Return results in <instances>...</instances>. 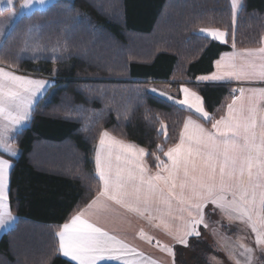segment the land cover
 Listing matches in <instances>:
<instances>
[{"label": "trees", "instance_id": "16d2710c", "mask_svg": "<svg viewBox=\"0 0 264 264\" xmlns=\"http://www.w3.org/2000/svg\"><path fill=\"white\" fill-rule=\"evenodd\" d=\"M239 12L234 20L231 0H55L16 20L0 44V64L56 82L15 136L21 154L9 157L15 165L9 188L18 220L0 236V264H75L58 253L55 233L100 191L94 157L103 131L166 160L157 146L164 152L174 146L187 116L211 126L148 91L151 82L188 83L215 119L225 114L233 86L196 79L233 42L201 30L234 33L235 48L260 46L264 0H243ZM147 163L157 169L153 156ZM209 243L202 233L192 236L177 247V263L209 264Z\"/></svg>", "mask_w": 264, "mask_h": 264}, {"label": "snow or ice", "instance_id": "6c2138e0", "mask_svg": "<svg viewBox=\"0 0 264 264\" xmlns=\"http://www.w3.org/2000/svg\"><path fill=\"white\" fill-rule=\"evenodd\" d=\"M44 0H40L43 3ZM13 0H9L11 6ZM33 0H23L27 7ZM241 0H232L235 10ZM15 15V9H12ZM206 38L227 44L235 35L219 28L201 30ZM66 43V42H65ZM59 41L51 51L59 52ZM33 51L37 46H31ZM258 56L259 59H254ZM216 72L201 76L199 81L233 80L237 82L264 81V47L225 53L215 61ZM49 81L0 66V148L12 157L18 155L15 136L32 118L33 104L38 94L46 91ZM173 102L182 110H194L211 128L188 117L179 134V142L162 152L166 160L147 152L143 147L126 143L104 131L100 135L95 155V174L102 181V190L86 205L92 208L105 201H114L132 211L144 214L150 211L166 212L173 226L162 220L163 226L175 236L180 245L187 246L188 238L200 235L198 228L205 222V207L219 209L229 223L240 222L254 234L255 243L264 250V88L239 87L226 105L227 115L215 119L205 110L204 98L184 84L180 85L183 98L168 92L148 90ZM246 93L249 94L246 96ZM257 93L262 104L257 106ZM164 133V127H161ZM166 134V133H165ZM153 156L157 171L149 169L144 157ZM12 159L0 155V229L14 217L10 207V177L14 171ZM57 251L77 264H99L104 260L123 261V264H145L143 253L116 235L110 234L84 218V209L74 214L55 233ZM243 248V262L232 250L229 257L235 264H253L254 249ZM165 249H172L165 245ZM174 255V252L172 253ZM156 264V262H152Z\"/></svg>", "mask_w": 264, "mask_h": 264}, {"label": "crops", "instance_id": "0c3cea01", "mask_svg": "<svg viewBox=\"0 0 264 264\" xmlns=\"http://www.w3.org/2000/svg\"><path fill=\"white\" fill-rule=\"evenodd\" d=\"M54 1L55 0H53V2ZM51 4H49V5H51ZM231 4H232V0H231ZM241 4H243V0H241ZM232 11H233V7H232ZM233 13H234V11H233ZM238 15L235 14V20L237 19ZM17 18H19V17L15 16L14 18H12L10 20V22L8 23V25L6 26V28L4 29V31H3L4 35L0 37V44L2 43L3 39H5L8 36V32L13 27L15 22H17L16 21ZM261 47H264V38L262 40V44L258 47H254V48H245V47H243V48H232L229 51L222 52L220 54V56L218 58H216V60L220 59L221 56H223L225 53H231L234 51L235 52H241L244 49H257V48H261ZM254 59L258 60L259 57L256 56V57H254ZM0 66H3L8 70L16 72L17 75L23 74V75H27L29 77L35 76L36 78H45L43 76L31 75L29 73H25L22 71L20 72L18 70L13 69V68H8L2 64H0ZM216 71H217V68H216V65L214 62V68L211 72H209L208 74H200L198 77L211 75L213 72H216ZM196 83H202V84L228 83V84L233 86V89H237L239 87L264 88V81H259V80L237 82V81H233V80L199 81L198 79H196ZM181 84L186 85L188 83H178L177 86H180ZM48 90L44 92L45 94L43 93V94L37 95V97L35 98L34 104H33V108H34V105L37 103V101L46 95ZM233 93H235L234 95H236V96L239 95V92H233ZM247 95H249V94L246 93V96ZM261 104H262L261 98H260L259 94L257 93V106H258V108L261 106ZM205 110L207 111L206 106H205ZM226 115H227V110H226L225 114L222 116H226ZM188 117H191L193 120H197L198 122L204 124V126L206 128H211V126H208L201 119L194 118L193 116H187V118ZM187 118H186V120H187ZM107 132H109V131H107ZM109 133L111 136H113L119 140L125 141L126 143H133V144L138 145L139 147H143L144 149L147 150V148L144 147L143 145L141 146L135 142L126 141V140L122 139L121 137L114 135L111 132H109ZM178 142H179V140L177 141V143ZM96 146H97V148L99 147V140H98V143ZM18 150H19L18 155L16 157H18L21 154V149H18ZM147 152H148V150H147ZM4 154H5V157H6V155L11 157L7 153H4ZM95 155H96V151H95ZM16 157H14V158H16ZM147 158H148V155H146L144 157V160L146 161V163H147ZM147 165H148V163H147ZM148 167H149V165H148ZM149 169L151 170L150 167H149ZM156 171H157V169H155L154 171L151 170V172L153 174H155ZM102 187H103V185H102V181H101L100 191L102 190ZM95 198H93V199H95ZM91 201L88 204H90ZM88 204H86V205H88ZM213 207L214 206H212V205H207L205 207L204 211H205V222L206 223H207V216L209 214H212L211 210L213 209ZM83 209H84V218L88 219L89 222L95 223L98 227H102L104 230L108 231L112 235H116L118 238L124 240L126 243L135 247L138 252L143 253V258L145 259V264H152V262H156V264H178L177 260H176V257H177L176 253L178 250L177 247H181L183 245H180L177 242V239L175 238V236L173 234H171L163 226L162 220H164L165 222H168L170 224H173V226L178 224L179 221L178 220L173 221L170 217H168L166 215V212H164L163 210H161V211H150V212H146L144 214H140V213L132 211V210H130V209H128L122 205L116 204L114 201H106V205H105L104 200H102V202L100 204L93 206L92 208H86L85 207ZM217 212H220V210L216 209L213 213L215 214ZM67 222H70V220ZM232 223L235 224L237 228L240 227V229H241V226H243V224H241L240 222H237V221H234ZM202 230H203V225L199 226V228H198L199 232ZM248 234H245V235L242 234V236L244 237L243 243L245 245H247L248 247L253 248L256 251L262 250L261 246H259L255 243L254 234L251 232L250 229H248ZM190 238L191 237L188 238V241ZM165 245L169 246L172 249V252L167 251L165 249ZM238 250L243 251L241 249V247ZM240 251H239V253H240ZM173 252H174V255L172 254ZM239 257L241 259H244V256L241 254H239ZM67 259L70 260V258H67ZM72 262L77 264V262H75V261H72ZM111 262L116 263V264H123V261H115V260H104V261H100L99 264L111 263Z\"/></svg>", "mask_w": 264, "mask_h": 264}, {"label": "rangeland", "instance_id": "374dc122", "mask_svg": "<svg viewBox=\"0 0 264 264\" xmlns=\"http://www.w3.org/2000/svg\"><path fill=\"white\" fill-rule=\"evenodd\" d=\"M22 3H23V0H13L12 5L10 6L9 0H0V37L4 35L3 31L12 18H14L15 16L20 17L22 15H29L35 9L45 8L49 4L53 3V0H44L43 3H40V0H33V3L28 5L27 7H21ZM13 8L15 9V15H13L12 13ZM240 8L235 10L236 15L240 13L239 12ZM18 19L19 18H17V20ZM208 28L210 29L211 27H208ZM31 75H35V74H31ZM30 78L43 79V80L49 81L48 85H46V91L48 90V88L50 89V87L56 82L55 79L48 77V76H45V78H36L35 76H33ZM149 85H150L149 90L152 88H155L157 89L158 92L166 91L169 93V95H174L178 99L183 98L182 93L180 91V86H177L176 84H174L175 85L174 86L166 82H162V83L151 82ZM186 86L200 94V92L197 91L195 87H193L192 85L186 84ZM51 88L53 89L54 87H51ZM200 95L202 96V94ZM49 97H50V94L46 97L45 101H47ZM15 146L17 149H19V147L16 144ZM4 153H5L4 150L0 148V155H4V158L6 159L12 158V156L9 158V156L7 155L5 157ZM12 215L15 217L13 213ZM15 222L16 221H10L3 229H0V236L5 232L6 229L14 226ZM206 224H207V227L203 226V230L200 231L199 233L200 235L202 233V235H204V238L211 241V243L209 244L213 246V252L211 254H208L209 264H235V261L229 257V250H232L233 254L236 255L237 259H240L243 262L244 259H241L239 257V254L243 253L244 250L243 248H241L243 251H240L238 249L240 248L239 247L240 244H244L243 243L244 237L242 236V234L243 235L248 234V228H246L244 225L241 226V229L240 227L237 228L235 224L229 223L228 219L226 217H223L220 212H217L214 214L213 211H212V214H209L207 216ZM184 254H185V258L189 259L190 252L186 251V253ZM254 256H255V259L253 261V264H264V250H260V251L255 250ZM205 264H208V263H205Z\"/></svg>", "mask_w": 264, "mask_h": 264}]
</instances>
